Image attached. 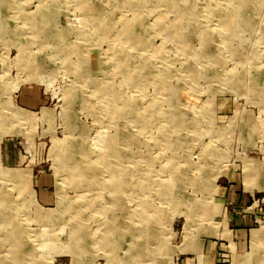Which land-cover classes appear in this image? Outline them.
Instances as JSON below:
<instances>
[{
	"label": "rangeland",
	"instance_id": "rangeland-1",
	"mask_svg": "<svg viewBox=\"0 0 264 264\" xmlns=\"http://www.w3.org/2000/svg\"><path fill=\"white\" fill-rule=\"evenodd\" d=\"M23 263L264 264V0H0Z\"/></svg>",
	"mask_w": 264,
	"mask_h": 264
},
{
	"label": "crops",
	"instance_id": "crops-1",
	"mask_svg": "<svg viewBox=\"0 0 264 264\" xmlns=\"http://www.w3.org/2000/svg\"><path fill=\"white\" fill-rule=\"evenodd\" d=\"M231 223H233L237 227H239V226L241 227V228H239V230H237V232L240 235V237L242 236V237L245 238V237L248 236V234L246 233L247 230H246L245 227L250 225V221H232ZM248 231H250V230H248Z\"/></svg>",
	"mask_w": 264,
	"mask_h": 264
},
{
	"label": "bare ground",
	"instance_id": "bare-ground-1",
	"mask_svg": "<svg viewBox=\"0 0 264 264\" xmlns=\"http://www.w3.org/2000/svg\"><path fill=\"white\" fill-rule=\"evenodd\" d=\"M179 2V1H178ZM251 5V4H250ZM95 10V9H94ZM243 10V9H242ZM246 10V9H245ZM244 10V11H245ZM44 11V10H43ZM187 11V10H186ZM246 13V12H245ZM248 13H250V12H248ZM39 14V13H38ZM229 15V14H228ZM242 15V14H241ZM249 15V14H248ZM42 16V15H41ZM40 17V16H39ZM44 18H46V16L44 17ZM241 18H244V17H241ZM240 19V18H239ZM242 20V19H241ZM239 22H240V20H239ZM245 23V22H244ZM241 24V23H240ZM243 24V23H242ZM250 26V25H249ZM248 28V27H247ZM195 37V36H194ZM188 44V43H187ZM77 47V46H76ZM235 50V49H234ZM75 51V50H74ZM219 58V57H218ZM76 62V61H75ZM73 67V66H72ZM156 74V73H155ZM80 76V75H79ZM51 78V77H50ZM148 78V77H147ZM133 79V78H132ZM163 83V82H162ZM177 88V87H176ZM177 95V94H176ZM72 97V96H71ZM68 101H70V100H68ZM121 105V104H120ZM111 108V107H110ZM112 111V110H111ZM172 111V110H171ZM171 114V113H170ZM100 139V138H99ZM65 155V154H64ZM66 156V155H65ZM82 156V155H81ZM67 158H69L68 156H67ZM81 158V157H80ZM104 158V157H103ZM104 160V159H103ZM75 170V169H74ZM177 178V177H176ZM72 179V178H71ZM79 180V179H78ZM70 184H71V182H70ZM166 187V186H165ZM166 189V188H165ZM3 193V192H2ZM5 195V194H4ZM75 209V208H74ZM53 219V218H52ZM260 236V235H259ZM45 243V242H44ZM16 248H17V245H16ZM20 250V249H19ZM31 251V250H30ZM148 251V250H147ZM119 253V252H118ZM21 254V253H20ZM116 257V256H115ZM24 264V263H23ZM26 264V263H25Z\"/></svg>",
	"mask_w": 264,
	"mask_h": 264
}]
</instances>
